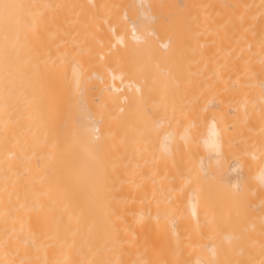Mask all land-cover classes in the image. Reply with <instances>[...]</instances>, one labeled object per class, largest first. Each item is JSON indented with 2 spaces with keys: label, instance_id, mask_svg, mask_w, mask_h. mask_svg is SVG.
<instances>
[{
  "label": "bare ground",
  "instance_id": "6f19581e",
  "mask_svg": "<svg viewBox=\"0 0 264 264\" xmlns=\"http://www.w3.org/2000/svg\"><path fill=\"white\" fill-rule=\"evenodd\" d=\"M0 264H264V0H0Z\"/></svg>",
  "mask_w": 264,
  "mask_h": 264
},
{
  "label": "snow or ice",
  "instance_id": "6c2138e0",
  "mask_svg": "<svg viewBox=\"0 0 264 264\" xmlns=\"http://www.w3.org/2000/svg\"><path fill=\"white\" fill-rule=\"evenodd\" d=\"M4 7H5V8H7V7H8V5H4Z\"/></svg>",
  "mask_w": 264,
  "mask_h": 264
}]
</instances>
